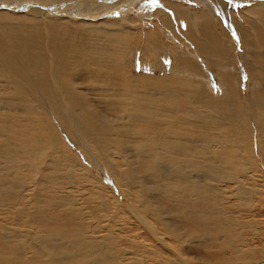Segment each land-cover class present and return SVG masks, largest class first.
Returning <instances> with one entry per match:
<instances>
[{"label":"bare ground","instance_id":"obj_1","mask_svg":"<svg viewBox=\"0 0 264 264\" xmlns=\"http://www.w3.org/2000/svg\"><path fill=\"white\" fill-rule=\"evenodd\" d=\"M54 1L61 0H0V10L28 6L26 14L0 11V264H97L105 258L92 239L117 238L110 219L95 231L99 225L74 190L28 186L27 171L52 166L70 171L72 186L88 185L100 210L129 215L131 234L118 237L144 233L147 240L148 229L155 231L159 243L126 241L109 264H142L129 254L147 257L163 246L169 248L163 264H198L190 254L203 264H264V250L246 247L235 232L237 217H224L230 210L207 194L216 189L221 197L216 182L240 184L248 172L264 171V0H237L245 5L240 15L247 26L231 17L248 50L247 92L236 39L214 11L215 3L226 7L236 0H160L172 11L159 23L148 21L149 14L147 20L133 15L132 6L127 14L130 4L119 0L50 6ZM115 9L122 15L107 18ZM166 35L182 49L166 45ZM151 56L169 68L183 67L180 80L188 87L132 72L150 66ZM197 56L215 74L211 87ZM113 149L124 157L126 175L111 160ZM14 184L19 188L10 189ZM157 223L173 230L172 238ZM180 226L209 234L215 252L194 250L193 237H181ZM24 236L42 239L24 246Z\"/></svg>","mask_w":264,"mask_h":264},{"label":"rangeland","instance_id":"obj_2","mask_svg":"<svg viewBox=\"0 0 264 264\" xmlns=\"http://www.w3.org/2000/svg\"><path fill=\"white\" fill-rule=\"evenodd\" d=\"M99 1H103V2L105 1L106 2V0H99ZM113 1H115V0H113ZM145 1L146 0H125V2H123V0H119V2H117V5L121 6L122 3L123 4H126V3L130 4V6L126 4L128 7H127V9L124 10V12H127V14H129L128 11H129V9L132 6V8L130 9V12H133V11L136 12L133 15H136V16H139V17H142V18H145V19L150 15L148 17V21H152L153 20V21L159 23L161 21V18H164L166 16H171L172 9H167L166 10V8H165L166 5L164 4V2L167 3V0H164V2H161L160 0H157V2H156V0L155 1L154 0L153 1L147 0L148 2H145ZM60 2L62 3L64 1L63 0L58 1V2L54 1L53 4L51 2L50 6L53 7V5L59 4ZM239 2L240 1H237V2L229 1L227 3L226 7H223V6L220 7V6H218V4L215 3L214 4L215 5L214 6V11L216 13V16H218L219 20L224 25V27L225 26H226L225 28L228 27L227 29L230 31L231 36L234 35L233 38L236 39L235 40V43L237 45L236 61L238 62V68L242 71L241 75H243V77H244V79H243L244 81H242V84H243L242 91L247 92V85H248L247 83H248L249 80H248V78H247V76L245 74V71H244L245 70L244 69V60L247 59L245 57V54L248 52V50H245V47L241 44V39L238 38V36L240 35V32H239L238 28H236V25L233 23L232 18H231L232 16L236 17L237 20H235V21H238V22L240 21L239 24L243 25L244 27L247 26L246 23H245V20L242 19L241 15H240L242 13L243 8H244L245 5L243 4L244 5L243 6L242 3L239 4ZM4 3L5 2H1V4L5 5ZM18 3H19V1H18ZM1 4H0V8H1ZM9 4H13L14 7L16 5H18L17 2L15 3V1L13 3H9ZM159 4H161V5L159 6ZM167 4H170V3H167ZM190 4L192 6L193 5L198 6V5H196V2H193V3L190 2ZM162 5H164L163 7L165 8V9L163 8V10L160 9V8H162ZM114 6H116V5H113L112 8ZM27 7L28 6H18L19 9H17V10L9 9L10 8L9 7L7 9L0 10V11H5L6 10V12H10V13L26 14V10H27L26 8ZM139 7H140V9H139ZM8 9L11 10V11H9ZM116 10L117 9H115L114 12L109 13V14H112V15H109V16L106 15L107 18H117V17L122 15L121 13H119V15H118V13L115 12ZM157 10H161V11L157 12ZM140 13H142V15ZM154 13H157V16ZM60 16L61 17H59V16H55V17L65 18V19L70 18L69 14H61ZM91 17L92 16L89 15V16H87L85 18L87 19V21H89V20H92ZM75 18H77V17H74L72 19H75ZM78 19L81 20L80 18H78ZM168 28L170 29L169 26H168ZM235 33H236L237 36H235ZM165 37L167 38V43H165V44L168 45V46H171L174 51H178V50L182 49L179 45L172 43L170 41V39H169L170 37H168V35H166ZM250 49H251V47H250ZM197 58L199 60V63L201 62L200 64H201L202 68H204V70H205L204 66H208V65L206 64V62L204 60L199 59V58H202V57H200V56L198 57L197 56ZM150 59L151 60H149V65L152 66V67L144 66V65L143 66H138L137 68L134 67L132 72L134 74L140 76V77H148V78H154V79H159V80H168V81H172L174 83H177L179 85H183V86L188 87L189 81H188L187 84H183L181 82V80H180V74L182 72H185V69L183 67H176V66L172 65L171 63H167V64H169L171 66L169 68L166 65H163L162 58L154 60L153 56H151ZM202 63L205 64V65H202ZM171 68H172V70L177 71V73H175L173 71L171 73L170 72ZM143 69H146V70H143ZM206 70H208V71H206ZM206 70H205V73L203 75L205 77L208 75L206 77V79L210 83V87H211L212 82H215V80H216L215 77L213 76L215 74H213V71H212L211 68L210 69L206 68ZM206 72H208V74ZM210 76H211V78H210ZM206 82H205V84H206ZM214 86L212 87L213 89L218 90V92L221 91L220 89L216 88V86L215 87ZM234 88L235 87H233V89ZM239 89H240V87H238V91H239ZM213 94H214V91H213ZM14 115H15L14 111H11V117H13ZM16 133H17V129H16ZM135 144H136V138L133 141H131L129 145L130 146H134ZM113 150L115 151V153L113 154V159H111V160L115 164L118 165L119 172H121L123 175H126L127 171L125 170V164L126 163H125L124 157H121L120 153H118L115 149H113ZM72 151L77 153V155H79V154L81 155L82 154L80 152V149H79L78 146H74ZM85 157L89 158L88 155L87 156L85 155ZM79 158L81 160H83L82 159L83 156H80ZM35 165H36V163H33V167ZM42 166L43 165L41 164V167ZM54 168L55 167L52 166V167L46 168V170H43V168H41V169H38L39 171H27V173H29V175H28L29 178L27 177V180H26V181L29 180L27 182L28 186L30 185L29 183H31V185L37 184V186L40 187V188H42V187L43 188H48V187H51V186H58L59 189L64 188V189H67V190H74V193L77 192V193H75L76 197L78 198V200L76 199L77 203H79L80 205H83V208L85 206V208L83 210H85L86 212L89 211V213L87 214L88 219L94 220L95 222H97L96 225L101 224V220H102L103 223H105V222L107 223L109 221V219H110L111 224H113L117 228V234H116L117 238H115L114 240L109 241V240H106V239H99V240L92 239L93 242H97L98 241L100 243L101 251L103 252V254H104L103 256L105 258L102 262L97 263V264H109L112 261V259L114 257H116L117 249L120 250L121 248L122 249L124 248V246L126 245V241L131 240V241H134V242H140L141 240H146L145 236H144V233H142L143 236L137 237V238H129V239H127L125 237H118L120 235H126L127 236V235L131 234V232L127 231L128 230L127 229V225L128 224L126 223V221H129V215H127L126 213L120 212L119 215L114 216L115 214H113V212H111V210H109L107 212L100 210V208H98V206H97L98 204H97V201H96L97 199L95 200V195L90 193L89 190L87 189V187H89L88 185H84L83 186V185L77 184L75 186H72V178L68 177V173L70 171H67L68 172L67 173L65 170L63 171L62 168L60 170H56L55 171ZM93 171H94V174L96 176H98V177H100V175H102L100 173V171H96L95 168H93ZM57 172H58V174H57ZM54 174H56V175H54ZM57 175H59V177ZM60 175H61V177H60ZM246 175H247V178L244 179L240 184L239 183H235L236 181L233 182V183H230L228 181H224V182L223 181H219V182L215 183V181L213 180V183L218 185L217 187L219 188V191H220L222 196L221 197L217 196L218 191L216 189H214L213 191H210L207 194L211 195V196H214V197L216 196L215 199H217V201L221 200L220 201V205L223 207V204H224V209L227 207V209L230 210V213L226 211V215L224 217L232 218V219H234V217L235 218L237 217L236 219H237V221H239V225H238V228L236 229L235 232L238 231L236 233V235L238 234L241 238L244 239V242L247 245L246 247H248V246L249 247H259L260 248L259 250H264V247H262V246H264V171H254L253 173H251V171H250ZM55 177H56V179H55ZM101 178H102V180H104V183L110 188L111 191L113 190V192H117V191L119 192L118 186H116V187L113 186L112 187V184L109 183L110 181L105 180L104 177H101ZM239 178L243 179L242 177H239ZM252 178H253V180H252ZM207 181H209V180H207ZM16 185L15 184L11 185L10 189L11 188H13L14 190L18 189L19 188V186H18L19 184L17 186ZM239 185H240V187H239ZM2 186L3 185H0V187H2ZM4 187H6V184H4ZM10 189H6V191L4 193V197L9 195L8 194V190H10ZM69 199H71V198H69ZM156 203L157 204H162L159 201H157ZM79 204H77V206ZM232 205H233V207H232ZM0 208H1V205H0ZM143 209H144V207H143ZM106 213L108 214V216L106 215ZM147 213L150 216L153 215V213H151V212H147ZM241 220L242 221L244 220V221L242 222ZM1 223L6 225V227H11L13 225V223H11L9 220H3ZM96 225H93V226H96ZM123 226H125V228L120 230ZM157 226L167 236L172 238L171 235L174 232L173 230L164 231L163 225L161 223H157ZM180 227L182 228V230H181L182 233L180 234L181 237H184V236H185V238L193 237L192 240L194 241V250L202 251V252H210V253L215 252L216 249L213 247V241L210 239V235L209 234L199 235L195 231H188L186 228H184L182 226H180ZM99 228H100V225H99V227H97L95 229V231H102V230H99ZM49 229L58 230V225H52L51 227H49ZM148 231H149V233L151 235L148 237V239L146 241L149 242L150 240H153V241L159 243V239L155 236V231L154 230H150V229H148ZM186 232H188L187 235H185ZM100 234L101 233H96L95 235L98 236V237L101 236V235L105 236L106 234H108V232H104L101 235ZM54 237L56 238L58 236H54ZM21 238L24 240V246L30 245V244L34 243L35 241H37L39 239H42V238L34 239V238H31V237H28V236H24V237H21ZM57 243H58V241H57ZM168 251H169V248L163 246V248L161 250H156L154 253L149 254L147 257L141 256L139 254V252L138 253L134 252V254L133 253H131V254L128 253V254H129V256L132 257V259H134L136 261H139L142 264H145L147 261L149 263L163 264V263L168 261L167 260V256H168L167 252ZM118 255L122 256V254H120V253H118ZM48 256L49 255H47L46 258ZM190 257L193 258L198 264H203V260L195 258L194 254H190Z\"/></svg>","mask_w":264,"mask_h":264},{"label":"water","instance_id":"obj_3","mask_svg":"<svg viewBox=\"0 0 264 264\" xmlns=\"http://www.w3.org/2000/svg\"><path fill=\"white\" fill-rule=\"evenodd\" d=\"M235 36H237L236 33H235Z\"/></svg>","mask_w":264,"mask_h":264}]
</instances>
